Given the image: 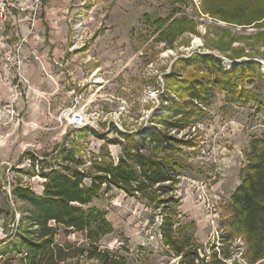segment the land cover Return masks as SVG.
<instances>
[{"label":"rangeland","instance_id":"rangeland-1","mask_svg":"<svg viewBox=\"0 0 264 264\" xmlns=\"http://www.w3.org/2000/svg\"><path fill=\"white\" fill-rule=\"evenodd\" d=\"M13 1L25 11L12 10L0 30V253L8 244L3 242L16 233L24 207L14 198V189L29 187L40 195L46 182L42 174L62 159L58 156L64 150L59 148L60 130L48 129L58 122L35 121L29 111L32 83L22 72L41 57L38 49L24 52L34 31L40 30L37 35L53 65L55 61L67 63L62 70L69 73L72 90L78 93L80 89L74 94L80 96L75 110L81 109L95 128L79 136L73 133L71 141L67 140L76 158L88 162L86 170L93 163L109 158L114 163L115 157L122 156L123 146L113 142L123 141L120 132L142 135L150 126L162 129L157 113L164 95L177 97L171 86L175 80L166 79V75H201L195 67L182 69L181 59H190L194 53L212 54L221 58L228 70L233 59L245 64L254 61L264 75V19L251 25L223 21L216 14L218 0H46L36 17L32 16V0ZM14 15L20 24L27 23L30 31L20 40L13 30ZM157 19H163L162 30L157 28ZM172 25L174 35H163ZM17 49L26 58L19 72L8 70L3 61ZM51 71L55 73L53 66ZM18 73L26 83L19 82ZM245 88L257 95L258 102L229 101L215 90L211 105L191 126L172 133L178 138L187 135L184 139L191 146L197 143L182 149L185 167L180 183L168 196L180 201L178 205L170 203L176 228L188 225L181 236L191 237L190 243L205 262H211L217 253L223 264H251L244 236L230 227L231 196L249 162L252 140L264 137V79L255 78ZM74 104L73 100L57 117L64 128V110ZM12 109L13 113L8 111ZM92 206L104 211L114 228L103 238V248L116 251L129 264H181V257L163 244L159 225H155L162 220L161 212L143 197L104 185ZM56 240L86 246L82 233H65L62 227ZM20 258L6 254L0 257V264H19ZM256 264H264V260Z\"/></svg>","mask_w":264,"mask_h":264},{"label":"trees","instance_id":"trees-1","mask_svg":"<svg viewBox=\"0 0 264 264\" xmlns=\"http://www.w3.org/2000/svg\"><path fill=\"white\" fill-rule=\"evenodd\" d=\"M217 3L220 5H217L216 14L223 21L251 25L264 19V0H218ZM157 21V28L162 30L163 19ZM174 30L172 25L167 32L163 30V35H174ZM238 60L233 59L234 64L228 70L222 59L212 54L194 53L190 59H181L182 69L195 67L201 75H166V79L174 78L171 86L177 97L164 95L165 101L157 113L162 118V129L150 126L142 135L120 132L123 141H113L123 146L117 162L109 158V161L93 163L89 170L81 171L85 159L76 158L72 150L62 148L58 156L62 159L49 167L48 173L42 174L46 182L40 195L29 187L14 189V198L24 207L16 233L3 242L8 244L0 255H21L19 264H129L126 258L101 244L103 238L114 231L106 213L92 206L105 185L119 188L129 196L143 197L150 207L161 212L159 231L163 244L181 257V264H200V261L202 264H223L222 259H217V253L213 254L211 262H205L199 249L190 243L191 237L181 236L188 225L176 228L175 212L170 203L178 205L180 201L168 195L180 183L185 167L182 149L195 147L197 143L191 146L184 139L187 135L178 138L172 133L179 134L191 126V122L211 105L215 90L223 92L229 101L258 102L257 95L249 93L245 87L255 78L264 79L260 65ZM146 149L147 154L144 153ZM249 149V162L240 174L241 183L231 196L230 227L244 236L247 257L251 264H256L264 260V137L252 140ZM87 179L89 184L85 183ZM1 210L0 207V216ZM60 227L65 233H82L86 246L57 242Z\"/></svg>","mask_w":264,"mask_h":264},{"label":"crops","instance_id":"crops-1","mask_svg":"<svg viewBox=\"0 0 264 264\" xmlns=\"http://www.w3.org/2000/svg\"><path fill=\"white\" fill-rule=\"evenodd\" d=\"M12 20L13 30L15 32V35L19 37V40L30 32L28 24H20L18 21L20 19H17L15 15L11 19V21ZM39 31L40 30L34 31V33L29 36L24 50V52H30L32 50L38 49L40 51L41 56L40 59H38L37 61L34 60L35 62L25 66L22 72L23 77H27L28 80L30 79V83H32L30 87L32 92L31 95L33 96L32 102L29 104V111L30 113L34 114L33 120L35 121H43L44 119L51 121L56 120L58 122L57 126H52L48 129L52 130L58 128L60 130L59 135L61 139H58L60 140L59 148L62 149L67 147L68 149L69 141L67 140L70 139L71 141V136L73 135V133H77L78 136L79 134L85 133V129L77 130L69 128L68 130V127L65 126L64 128L63 126H61L57 117L61 110L65 109L66 107H69L70 104H73V100L77 97H74L76 91L72 90L74 87H71L72 85L68 81L67 74L69 73H67V71H64V69L62 70V68H65L67 66V63L55 61V64H59V66H56L55 64L53 65V63L48 58L47 52H45L46 47L41 45L43 39L40 35H37ZM11 36L14 37L13 34ZM52 66L55 70V73L51 71ZM99 68L100 67L96 68L95 70H99ZM71 76L72 78L74 77L73 74ZM80 82L78 81V85L81 84ZM77 91L79 93L80 89ZM69 133H71V135H69ZM118 158L119 156L114 158L115 162L118 161Z\"/></svg>","mask_w":264,"mask_h":264},{"label":"built area","instance_id":"built-area-1","mask_svg":"<svg viewBox=\"0 0 264 264\" xmlns=\"http://www.w3.org/2000/svg\"><path fill=\"white\" fill-rule=\"evenodd\" d=\"M46 0H32V6H34V14H32V16L34 15V17H36V15H38V9L39 7H41L43 5V3ZM21 5V4H20ZM20 5H17L13 0H1L0 1V30L3 26V24L6 22V20L8 19V17L10 16L12 10H16V11H20V12H24L25 8H22ZM32 26L34 25V22H32L31 24ZM2 31H0L1 33ZM26 58L22 57L21 53H20V49H17L15 51H11L10 53L6 54L4 56V63L6 65V68L8 70H17V72L20 71L22 64L25 62ZM17 76L19 77V82L20 83H26L27 81L22 78L21 73H18ZM16 77V76H15ZM17 78V77H16ZM24 81V82H23ZM16 89H18V86L16 87ZM80 98V97H79ZM75 104H74V108L72 109H66L64 110V119H65V126L72 128V129H77V130H81V129H89L90 131H92V129L94 127L91 126V124L89 123L86 115L83 113V111L81 109H76V104L78 103V97L74 99ZM74 109V111H73ZM11 111L13 113V109L12 110H8ZM69 113H66L68 112ZM66 113V115H65ZM95 129V128H94ZM88 162L85 160V165L80 167L81 171H87L85 168L87 166ZM155 225H161V222L158 223V221L155 223ZM159 232L160 237L162 238L159 228L157 229ZM3 257V256H0Z\"/></svg>","mask_w":264,"mask_h":264}]
</instances>
